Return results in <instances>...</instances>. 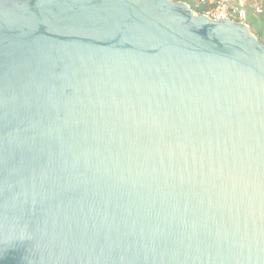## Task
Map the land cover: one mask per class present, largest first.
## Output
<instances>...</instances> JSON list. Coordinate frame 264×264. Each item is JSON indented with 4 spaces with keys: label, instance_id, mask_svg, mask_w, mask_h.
<instances>
[{
    "label": "water",
    "instance_id": "95a60500",
    "mask_svg": "<svg viewBox=\"0 0 264 264\" xmlns=\"http://www.w3.org/2000/svg\"><path fill=\"white\" fill-rule=\"evenodd\" d=\"M0 264H264V43L173 0H0Z\"/></svg>",
    "mask_w": 264,
    "mask_h": 264
},
{
    "label": "built area",
    "instance_id": "2783aa9c",
    "mask_svg": "<svg viewBox=\"0 0 264 264\" xmlns=\"http://www.w3.org/2000/svg\"><path fill=\"white\" fill-rule=\"evenodd\" d=\"M250 2L251 0H195L193 8L202 10L201 14L212 20L225 18L247 24L246 7ZM256 11L260 12V8L256 7Z\"/></svg>",
    "mask_w": 264,
    "mask_h": 264
},
{
    "label": "trees",
    "instance_id": "16d2710c",
    "mask_svg": "<svg viewBox=\"0 0 264 264\" xmlns=\"http://www.w3.org/2000/svg\"><path fill=\"white\" fill-rule=\"evenodd\" d=\"M173 1H182L190 5L192 9L194 2L192 0H173ZM256 7L260 8V12L256 11ZM197 13L201 14L202 10L194 9ZM247 12V25L252 30V32L259 38L261 42L264 43V2L261 6L255 4V0L251 2L246 7Z\"/></svg>",
    "mask_w": 264,
    "mask_h": 264
},
{
    "label": "rangeland",
    "instance_id": "374dc122",
    "mask_svg": "<svg viewBox=\"0 0 264 264\" xmlns=\"http://www.w3.org/2000/svg\"><path fill=\"white\" fill-rule=\"evenodd\" d=\"M192 1L194 2L195 0H192ZM263 2L264 0H255V4L258 6H261Z\"/></svg>",
    "mask_w": 264,
    "mask_h": 264
}]
</instances>
